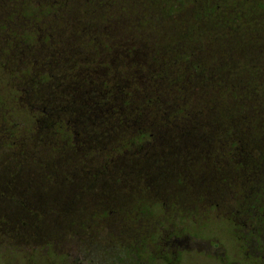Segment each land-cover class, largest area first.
Returning a JSON list of instances; mask_svg holds the SVG:
<instances>
[{"label": "trees", "instance_id": "16d2710c", "mask_svg": "<svg viewBox=\"0 0 264 264\" xmlns=\"http://www.w3.org/2000/svg\"><path fill=\"white\" fill-rule=\"evenodd\" d=\"M252 7L249 0H0V174L7 175L0 192L9 190L0 197L24 203L15 220L36 219L27 229L39 236L47 218L89 221L99 205L111 215L127 203L150 211L157 200L138 192L169 187L177 191L163 200L168 210L210 205L235 216L244 256L264 264V29ZM257 8L264 11L263 2ZM225 68L235 75H222ZM199 74L205 97L199 82L189 85ZM230 99L224 117L236 122L222 129L207 111ZM38 171L49 174L45 187L37 190V179L26 189L13 184ZM165 174L173 176L163 183ZM46 188L51 200L37 199ZM87 191L100 197L74 203Z\"/></svg>", "mask_w": 264, "mask_h": 264}, {"label": "flooded vegetation", "instance_id": "af4514ba", "mask_svg": "<svg viewBox=\"0 0 264 264\" xmlns=\"http://www.w3.org/2000/svg\"><path fill=\"white\" fill-rule=\"evenodd\" d=\"M249 2L253 5L254 20L264 19V11L261 12L257 8V5L261 2L264 4V0H249ZM44 176L48 178L49 174L46 173ZM58 179L63 180V177ZM44 191L48 193L53 190L52 188H46ZM60 191L63 190L57 188L56 193L59 194ZM123 192L124 195H128L127 189ZM138 202L141 201L138 200ZM143 207L142 203H137L136 206L127 203L122 206L119 214L111 215L113 212L108 211L107 206L99 205L97 212L100 216L96 219L76 221V223L72 222L70 225L64 223L63 225L49 226V220L46 217L47 225L40 233L41 235H34L31 229L25 231L23 239L19 236L20 231L17 227L6 229L5 226H2L3 224H0V247L3 246L5 250H9L11 253L25 251L28 260L31 261L37 259V257L42 258L53 254L51 250L55 245L72 241L78 251L67 253L63 250L56 254L54 258L57 260L51 264H156L157 261H161L162 264H183L182 254L193 248V245L198 246L199 244L192 239L193 237H190L191 235L184 234V232H187L186 227L184 228L182 225L177 227L176 220L178 216L189 217L192 213H195L192 216L193 218L198 213H201V215L206 213L204 215L207 219L215 210L210 205H203L195 210H188L187 208L182 210L177 205H173L171 210H167L162 215L164 219L160 229H148L145 228L143 219H140ZM152 207L154 205L149 208ZM215 211L218 213L216 217L221 216L232 225L233 233V219H236L235 216L232 218L225 216L222 211ZM30 212L33 218L39 216V213H36L35 210L31 209ZM150 213L152 214V212ZM40 214L43 217V214ZM44 215L47 216L48 213L45 211ZM235 215L239 216V214ZM166 219H170L168 228L164 225ZM35 223H37L36 219L30 220L31 226ZM50 227L52 230H49ZM233 238L239 250L242 251L238 237L234 233ZM194 239L206 242L205 250L211 249L207 240ZM23 240L26 242L23 243ZM89 248H91V251H88ZM218 248L219 243L211 249L212 252L210 253L215 255L219 261H222V264H227V260L223 259L224 252L217 253ZM196 249L200 250L201 248L197 247Z\"/></svg>", "mask_w": 264, "mask_h": 264}, {"label": "rangeland", "instance_id": "374dc122", "mask_svg": "<svg viewBox=\"0 0 264 264\" xmlns=\"http://www.w3.org/2000/svg\"><path fill=\"white\" fill-rule=\"evenodd\" d=\"M263 20V21H262ZM262 20H258V24L260 26L263 27L264 29V19L262 18ZM262 34H264V31H261ZM259 61L263 62L261 63V65L264 67V59H259ZM212 67L209 66L207 69L210 70ZM235 69V68H234ZM232 68H225V69H220V73L222 75H230L233 76V74L235 75V71ZM233 70V71H232ZM231 72H234L233 74ZM262 73H264V68H262ZM196 82L200 83V86H198V89H200V92L202 93L203 97L204 96V91L205 88L203 89V75L199 74L197 76H193V78L189 81V85H195ZM202 82V83H201ZM233 103V100H220L219 104H216L217 107L215 109H208V113H210V115H214V118L220 122L219 128H224L225 124H229V121H231V123H233L234 119H233V115L232 119L229 120L227 117H224V115L226 114L225 111V106L231 105ZM218 115V116H217ZM223 115V116H222ZM211 118V117H210ZM236 122V117H235V121ZM211 128H213L212 125H209ZM220 130V129H219ZM144 151L148 152V149H143ZM153 163V162H152ZM151 172V171H150ZM45 174V172H26L24 174L21 175H17V177L15 178V181L13 182V184L19 185V189H26L29 184V181L31 179H37L34 180L33 182L37 183L38 189H41L43 187H45L43 185V183H45V179L42 178L44 177L43 175ZM163 175V174H162ZM7 175H2L0 174V182H4ZM172 174H165L164 177V181H162L163 183L166 180H169L170 178L167 177H171L172 178ZM42 179H41V178ZM158 178H154V179H148L149 183H154L157 181ZM125 184V187H128L129 182L128 180L124 179L123 182ZM151 187V186H150ZM169 188V187H168ZM165 187H155V189L158 190H153L152 187L150 188L149 192H144V191H139L138 193H140V198L143 199V201L145 202L146 199H156L157 201L152 204L154 205V207H152L150 209V211L152 210V214L150 213V211H148V206H144L142 209L143 211L140 213V219H143L144 222V226L145 228L148 229H160V227L162 226V222L164 217L162 216L167 210L168 208L163 204V200L167 199V197L170 198V193H173L174 191H168ZM130 190V189H129ZM133 190V189H131ZM185 190V189H180ZM30 191V190H29ZM29 191H26L24 193H22V196L19 197H23V198H27L26 194H28ZM64 192H68V193H74L77 192L78 194L81 191H77L75 190V188L69 189V190H63ZM60 191V192H63ZM136 191V189L134 190ZM177 191V190H176ZM175 191V192H176ZM8 194L9 190H7L5 188V190H3L2 192H0V194ZM41 194H46L43 195L42 197H46V199L51 200L50 197V193L46 192V191H38L35 197L37 199H41ZM104 194V193H103ZM93 195V196H92ZM108 195V194H106ZM4 196V195H1ZM18 197V196H16ZM99 198L100 197V192L91 194L90 191L82 192V194L78 197V199H74L73 196H64L65 200L68 202V204H72L73 202L71 201L72 199L76 200V202L74 203H84V204H88L90 203L92 198ZM124 198H128L129 202L131 200H133V196L129 195V196H123ZM184 197V196H181ZM111 200H115L116 197H108ZM118 198H120V195L118 194ZM24 204V203H23ZM22 203H20L19 198H16L15 202H13L12 200H10L8 197L4 196V197H0V214L4 215V217H6L5 223L2 226H5L6 229L9 228H13V227H17L20 231V237L23 239L25 237L24 233L25 231H27L29 228V223L26 221H16L15 218L17 217L18 219L21 217H24L25 212H24V205ZM202 211V209H201ZM122 213V212H121ZM206 214V213H204ZM202 213H198L196 217H193V215H195V213H192L189 217H183L182 215H179L176 223H177V227L179 225L184 226V228L186 227V231L184 232V234L186 235H191L190 237H193L192 239L194 241L198 242V246L197 245H193V248H190L188 251L184 252L182 254V263L183 264H222V261H219V259L215 256L212 255L210 252H212V248H215L217 246V244L219 243V248L217 249V253L220 254L221 252H224V257L223 259L227 260V264H249L248 259H246V257H244L242 251L239 250L238 245L235 241V239L233 238V233H232V225L225 220L223 217H216L218 215V213L214 210L211 213V216L207 219H205V215ZM157 215V217H156ZM160 219H159V218ZM49 223L53 222L51 224V226H55V225H61L60 222L56 221L55 218H48ZM175 220V218H174ZM169 222L170 219H166L165 224L168 228L169 227ZM58 223V224H57ZM20 226V227H19ZM49 230H52V228L50 227ZM194 238H198V239H203V240H207V242L209 243V245L211 246V249H207L205 250L207 243L201 240H195ZM218 241V242H217ZM26 242L23 240V243ZM75 244L71 241L70 243H64V244H59V245H55L51 252L53 251V254H50L49 256H44L42 258L37 257V259L34 260H28L27 258V253L25 251H20V252H15V253H11L9 252V250H5L3 246L0 247V264H51L53 262H55V260H57L56 258H54L56 256L57 253H60L61 251L64 250V252L67 253H74L75 251H78L77 248L74 246ZM63 247V248H62ZM199 247L201 248L200 250H197L196 248ZM88 251H91V248H89ZM96 251V248H95ZM50 253V252H49ZM156 264H162L161 261H157L155 262Z\"/></svg>", "mask_w": 264, "mask_h": 264}]
</instances>
